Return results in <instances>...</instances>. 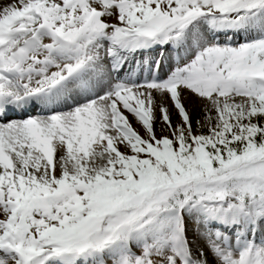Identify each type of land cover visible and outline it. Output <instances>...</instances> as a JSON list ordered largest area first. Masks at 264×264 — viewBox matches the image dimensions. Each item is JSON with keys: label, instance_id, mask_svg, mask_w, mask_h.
Instances as JSON below:
<instances>
[{"label": "snow or ice", "instance_id": "obj_1", "mask_svg": "<svg viewBox=\"0 0 264 264\" xmlns=\"http://www.w3.org/2000/svg\"><path fill=\"white\" fill-rule=\"evenodd\" d=\"M0 264H264V0H0Z\"/></svg>", "mask_w": 264, "mask_h": 264}]
</instances>
